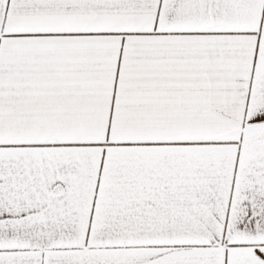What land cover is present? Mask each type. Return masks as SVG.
<instances>
[{
	"label": "snow or ice",
	"instance_id": "1",
	"mask_svg": "<svg viewBox=\"0 0 264 264\" xmlns=\"http://www.w3.org/2000/svg\"><path fill=\"white\" fill-rule=\"evenodd\" d=\"M0 264H264V0H0Z\"/></svg>",
	"mask_w": 264,
	"mask_h": 264
}]
</instances>
